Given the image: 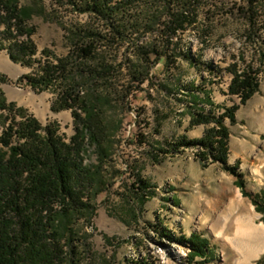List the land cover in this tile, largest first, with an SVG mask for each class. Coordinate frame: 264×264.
Instances as JSON below:
<instances>
[{
	"label": "rangeland",
	"instance_id": "obj_1",
	"mask_svg": "<svg viewBox=\"0 0 264 264\" xmlns=\"http://www.w3.org/2000/svg\"><path fill=\"white\" fill-rule=\"evenodd\" d=\"M44 2L47 11L30 21L37 27L33 38L39 46L38 61L70 53L65 26L88 17L71 6ZM197 12L196 25L182 32L172 45L170 51L173 56L176 52L177 59L173 61L171 56L168 64H158L157 73L143 84L145 90L137 98L127 96L125 72L129 61L137 58V42L154 41L151 31L130 34L114 49L118 58L114 70L81 87L84 93L97 97L110 126L111 140L106 160L102 161L96 146H90L87 153L88 162L102 167L91 208L77 214L76 228L82 231L79 264H237L243 255L234 242L240 236L239 218L249 215L255 224L264 222L259 208L264 205L263 191L251 195L261 189L264 180L245 175V189L250 193L246 194L236 181L237 175L219 164L205 167L196 158L195 149L162 154L159 159L154 156V145L186 132L191 117L186 85L205 83L213 100L221 104L241 101L226 92L232 77L228 67L233 63L242 68L251 64L260 69L261 77L260 91L238 109L236 131L242 134L245 128L263 127L264 0H199ZM38 61L25 65L13 60L7 48L1 50L0 77L5 80L0 79V88L10 101L37 116L44 127H57L59 134L72 141L77 132L73 109L54 110V87L38 89L23 79L36 69ZM4 122L0 113V135L5 131ZM137 136L144 137L145 142H136ZM262 156L264 147L260 145L248 153L247 166H251V158ZM139 172L157 186L156 195L144 204L140 202L144 193L134 187ZM193 231L210 237L213 258L209 261L191 260L189 243L179 240ZM106 235L112 239L107 240ZM263 255L264 251L254 262L258 264Z\"/></svg>",
	"mask_w": 264,
	"mask_h": 264
},
{
	"label": "trees",
	"instance_id": "obj_2",
	"mask_svg": "<svg viewBox=\"0 0 264 264\" xmlns=\"http://www.w3.org/2000/svg\"><path fill=\"white\" fill-rule=\"evenodd\" d=\"M52 2L58 7L71 6L88 17L74 19L65 26L70 53L38 61L35 56L39 46L33 38L37 27L30 21L47 11L44 0H0V51L7 48L13 60L25 65L38 61L36 69L23 79L38 89L54 87L57 95L52 108H72L77 127L72 141H68L57 127H44L37 116L10 101L0 88V113L5 121V131L0 135V264L80 263L82 231L76 228L77 214L91 208L93 188L99 183L102 167L88 162L87 153L90 146H96L102 161L106 160L111 140L110 126L97 97L84 93L81 87L114 70L118 63L114 49L130 34L151 31L155 33L154 41L137 42V58L129 61L125 72L127 96L137 98L145 90L143 84L157 73L158 64H168L171 56L173 61L177 59L176 52L173 56L170 51L172 45L199 18V0ZM228 68L232 77L227 93L237 95L241 101L221 104L213 100L205 83L186 85L191 114L186 130L203 123L208 126L200 137L184 132L154 145V156L159 159L162 154L195 149L202 165L221 164L237 175L238 185L250 194L239 162H229L231 124L239 121L241 104L261 89L260 69L251 64L242 68L239 63ZM137 137L139 144L145 142L144 137ZM134 187L144 193L142 204L157 193V186L140 172ZM259 208L264 218V205ZM165 230L169 231L168 227ZM168 231L164 234L173 237ZM106 238L112 239L109 235ZM179 240L189 243L191 260L204 263L213 258L211 239L205 234L193 231ZM258 264H264V255Z\"/></svg>",
	"mask_w": 264,
	"mask_h": 264
},
{
	"label": "crops",
	"instance_id": "obj_3",
	"mask_svg": "<svg viewBox=\"0 0 264 264\" xmlns=\"http://www.w3.org/2000/svg\"><path fill=\"white\" fill-rule=\"evenodd\" d=\"M238 123L239 121L235 124H231L232 135H231V153H230L229 162L231 164H235L236 162L240 163V170L243 173V177H245V175L247 176L252 175L251 177L253 179H256L257 181L264 180V156H262L261 158H258V157L251 158V166H247L249 165L248 158H247L248 153L251 150H255L260 145L264 147V143H261L262 141H264V138H263L264 137V123H263V127L258 126V127H253V128L252 127L245 128L242 134L237 133L236 131V125ZM207 126L208 125L205 123L199 124L193 128H190L189 130H186V132H188V134L191 137H200L204 134ZM236 133L238 135H236ZM218 164L219 163H215L213 165H218ZM219 165L221 166V164ZM247 169H249L250 171ZM261 189L260 190L257 189L255 193H251V195H259L261 191H263L262 193L264 194V184H262Z\"/></svg>",
	"mask_w": 264,
	"mask_h": 264
},
{
	"label": "bare ground",
	"instance_id": "obj_4",
	"mask_svg": "<svg viewBox=\"0 0 264 264\" xmlns=\"http://www.w3.org/2000/svg\"><path fill=\"white\" fill-rule=\"evenodd\" d=\"M1 58H6V61L15 64L8 57L1 55ZM239 195L242 196V193L239 192ZM238 221L237 232L240 236L234 242L243 255L237 260V264H256L254 258L264 251V222L255 224L253 218L249 216L239 218ZM243 245H248V249L243 248Z\"/></svg>",
	"mask_w": 264,
	"mask_h": 264
}]
</instances>
